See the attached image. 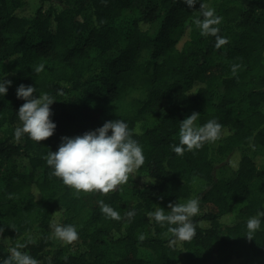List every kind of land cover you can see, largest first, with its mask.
<instances>
[{
	"label": "trees",
	"instance_id": "1",
	"mask_svg": "<svg viewBox=\"0 0 264 264\" xmlns=\"http://www.w3.org/2000/svg\"><path fill=\"white\" fill-rule=\"evenodd\" d=\"M200 3L222 17L216 27L228 43L219 49L195 23ZM0 80L11 81L0 94V264L18 244L39 264H264V216L245 237L247 221L264 212V0L192 8L184 0H39L35 10L27 0H0ZM21 84L54 99L56 127L40 143L15 139ZM192 112L197 126L222 125L220 143L178 156L172 148ZM117 119L144 165L108 195H75L51 174L49 151L61 137ZM194 179L203 181L198 191ZM193 198L200 214L190 242L174 241L175 225L149 216ZM100 201L121 219L106 217ZM56 224L73 225L78 240L55 238Z\"/></svg>",
	"mask_w": 264,
	"mask_h": 264
},
{
	"label": "clouds",
	"instance_id": "2",
	"mask_svg": "<svg viewBox=\"0 0 264 264\" xmlns=\"http://www.w3.org/2000/svg\"><path fill=\"white\" fill-rule=\"evenodd\" d=\"M184 3L192 8L197 0H184ZM203 19H196L195 23L200 29L202 36H214L216 38L215 47L221 48L228 43L227 38L218 35L219 28L216 27L222 22V17L215 14V10L200 3ZM44 66L40 65L35 69L36 73L43 71ZM233 67V72H235ZM11 81L0 80V94L7 92L5 85H10ZM36 92L35 87L19 85L16 90L18 98L25 102L18 110V118L22 122V127L15 130V139L19 142L24 134L28 138L40 143L51 137L56 127L50 120L52 115L50 105L54 99L44 93L39 97H33ZM199 112H192L185 117L179 127V144L173 146V152L178 156H183L185 151L200 149L205 143H214L221 138L222 125L216 120H209L203 126H197ZM111 130V135H108ZM47 165L53 171L52 175L62 180L63 184L74 189L75 195L80 193H100L108 195L116 191L118 186L128 183L130 176L135 177V173L145 163V156L142 147L132 138L128 125L121 119L105 121L103 125L94 131H87L83 135L75 137H61V143L55 152L49 151L46 157ZM101 210L106 217L119 221L120 214L110 206L100 201ZM170 212L165 214L163 208L158 207L149 216L160 226L165 224L168 232L172 234L174 241L190 242L196 236V225L192 217L200 214L199 198H193L182 204L169 203ZM129 221L135 216L134 211L126 213ZM264 212H258L256 217L247 221V237L253 239V234L259 230L261 217ZM3 231V229H0ZM55 238L64 244H72L79 238V233L73 225L53 226ZM142 241L145 236L140 235ZM29 243H35L30 239ZM25 245L18 244L10 250L11 255L3 264H39V262L26 253L19 251ZM66 259V258H65Z\"/></svg>",
	"mask_w": 264,
	"mask_h": 264
},
{
	"label": "rangeland",
	"instance_id": "3",
	"mask_svg": "<svg viewBox=\"0 0 264 264\" xmlns=\"http://www.w3.org/2000/svg\"><path fill=\"white\" fill-rule=\"evenodd\" d=\"M28 1V5L29 7L31 8V10H35L38 6H39V0H27ZM121 18L118 19V21L120 20ZM156 28H157V24H154L152 27H151V32L154 33L156 31ZM222 90H219V93L221 92ZM218 97V96H216ZM196 124H197V121H196ZM220 143V140L218 139L216 142H214V145H218ZM262 152H264V147L261 149ZM203 186V181L200 180V179H194L193 181V188L195 191H198L199 189H201ZM178 203L182 204V203H186L185 200H180ZM250 264H255V262H250Z\"/></svg>",
	"mask_w": 264,
	"mask_h": 264
}]
</instances>
